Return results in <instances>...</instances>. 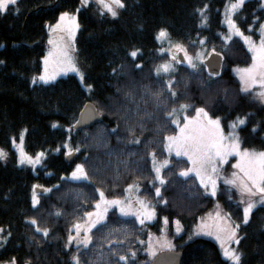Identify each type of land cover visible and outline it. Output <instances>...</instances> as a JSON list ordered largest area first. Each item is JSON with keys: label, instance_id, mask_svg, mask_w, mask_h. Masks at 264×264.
Here are the masks:
<instances>
[{"label": "trees", "instance_id": "1", "mask_svg": "<svg viewBox=\"0 0 264 264\" xmlns=\"http://www.w3.org/2000/svg\"><path fill=\"white\" fill-rule=\"evenodd\" d=\"M123 2L125 7L115 19L99 14L93 4L81 8L80 0H17L0 13V149L8 154L0 160V228L11 233L0 250V264L13 258L16 264H74L73 255L80 264H148L143 242L161 233L165 218L178 220L183 227L175 240V251L183 254L181 264H229L215 242L188 239L216 199L207 196L194 177H181L179 172L189 167L187 161L165 149V137L177 132L168 113L183 104L188 105L189 116L203 108L219 118L226 131L237 117L246 118L237 128L242 146L264 151V103L253 92L243 94L232 74V67H247L251 56L240 39L226 42L223 37V10L229 0ZM197 9L204 10L206 24H201ZM62 12L77 14L75 46L84 82L67 76L33 85L32 79L42 71L48 26L55 25ZM235 19L244 34L260 39L262 0L245 2ZM161 29L188 55L201 47L222 55L221 75L212 78L203 66L195 71L184 64L168 78L157 75L156 67L168 61L160 53L162 41L156 39ZM137 49L133 60L128 53ZM88 103L97 108L101 119L77 130L79 115ZM24 131L27 154H45L35 171L19 166L12 146ZM136 139L139 143L133 142ZM69 149L76 155L71 163L66 161ZM151 153L157 167L169 161L160 171L162 185ZM77 164L83 166L87 179H64ZM33 185L50 189L36 193L35 207ZM130 185L155 208L154 223L140 225L110 210L91 231L86 248H64L73 225L94 210L100 192L107 199H121ZM218 193L224 211L240 225L241 264H264V207L255 209L244 224L242 206L229 198L230 191L222 187ZM33 219L35 225L30 223ZM37 227L48 229V235L37 232Z\"/></svg>", "mask_w": 264, "mask_h": 264}, {"label": "snow or ice", "instance_id": "2", "mask_svg": "<svg viewBox=\"0 0 264 264\" xmlns=\"http://www.w3.org/2000/svg\"><path fill=\"white\" fill-rule=\"evenodd\" d=\"M90 3V0H80L81 7H87ZM95 3L99 7L110 14L112 17L118 15V10L125 7L123 0H95ZM17 4V0H0V13H4L10 9V6ZM245 4V0H229V3L225 6V23L228 25L229 34L224 37L225 41L231 40L232 35L241 37L245 44L248 45V49L252 52V64L248 68L239 69L240 79L242 82V91L248 92L250 89L256 87L257 85L261 89L257 93L259 99L264 102V24H260L259 31L260 41L257 45L253 42L251 36H245L243 32L240 31L237 27L233 16L238 12ZM207 5H205V8ZM264 7V5H262ZM16 11H19L17 8ZM77 12L80 11L79 8L76 9ZM201 15V24L204 25L207 23V16L204 14L203 9H197ZM103 14V13H101ZM49 32H65L69 37V44L63 43V37H60L58 41L53 40L51 37L48 40V44L52 45L53 48L48 52V54L43 58L44 63V73L41 74L38 79L44 83H49L56 79V76L61 72L73 71L78 72V69L72 62V58L69 56V47L71 46V38L74 37L76 29L79 25L76 23V16L70 14L69 12H62L60 14L59 20L55 25H49ZM168 32L165 29H161L156 36V39L159 41H164L168 38ZM201 44L204 41H200ZM177 51L184 52V59L187 60L190 67L195 69L197 64L195 60L202 61L204 53H198L195 58L188 56L186 49H184L182 44L172 45ZM138 49L133 50L128 53V55L135 60L138 54ZM161 52L165 51L163 48L160 49ZM215 51V49H213ZM210 54V53H209ZM218 55V54H217ZM172 60H176V56H172ZM3 63V61H0ZM140 67V65H136ZM172 70L171 63H164L158 65L155 69L157 75L161 72L168 73ZM83 76L81 75V80ZM37 78H33V83H35ZM169 91L171 95H175L171 91V81L168 82ZM91 86L89 85V89ZM188 105H180L181 110L186 109ZM175 109L171 113H168L169 116L174 115ZM185 123L183 127H180L179 121L173 119L171 122L176 124L179 128V133L175 136L165 137V149L171 154L173 151L177 157L184 156L187 157V161L190 163L191 167L181 170L179 175L182 177H187L189 173H194L195 176L199 179L200 184L208 190L210 187L211 194L215 196L216 194V179L214 174L217 173V162L220 164L226 163L227 158L231 155L239 157V160L233 167L239 169V175L237 173L232 174L231 179H225L224 183L232 185L237 188L240 193L241 199L240 204L244 205L243 207V217L242 223L247 224L250 218V215L254 208L257 205H264V151L256 152L249 151L248 149L240 150V141L239 136L236 133V129L239 126H242L246 123V118L237 117V119L230 124L232 131L228 136H224L221 128L219 118L211 119L208 116V113L203 108L196 109V116L191 120L188 117H184ZM79 123V122H78ZM56 127L55 124L52 125ZM256 129L253 128V131ZM115 131V130H113ZM133 142L139 143V140L136 139ZM15 143V141H13ZM23 134L20 136V145L18 150L20 151V164H30L35 166L39 164L42 157L44 156L43 152H39L33 156L27 155L23 151ZM67 147V145H65ZM76 151H79L77 148ZM71 149H69V153ZM7 153L0 149V160H5L7 158ZM153 157V170L156 173V179L160 181V184H164L165 181L160 177L161 168L166 167L169 161L166 159L160 163V166L157 167L155 160V153H151ZM73 179H87V174L84 171L82 165H77L75 171L72 172ZM38 185H33L32 192V204L33 207L38 203L36 196V188ZM132 188V185L129 186V189ZM46 191H50L47 189ZM157 196H160V188L155 189ZM247 197V199H245ZM138 207L134 208L132 201L128 200L127 203L121 200H106L103 192H100V201L95 205V212L85 213V223L80 224L76 223L73 225L76 235L72 236L71 234L68 237V244H71L73 241L76 242L78 246L87 247L91 242V236L89 233L97 225L102 224L108 208L111 206H116L119 208V212L122 216H134L141 224L144 223L145 219H152L155 215L154 209L150 208L149 205L140 199L136 200ZM60 213L58 212L57 215ZM216 223L214 225H202L194 235H208L213 236L216 241L219 243L221 252L227 261H230L231 264H241V253L234 247L233 244H239V238L237 235V229L240 225L230 222L229 219H224L220 216L219 212L216 214ZM223 221V222H222ZM31 224L35 225L36 220H31ZM167 219L165 218V224ZM177 223V232L180 231L179 221ZM37 232L42 231L43 235L46 237L48 235V229L36 228ZM81 231L84 235L81 237ZM4 233V229L0 228V234ZM11 233H8L10 235ZM192 237L189 236V239ZM160 247H166L172 249L173 245L170 241L164 240L159 243ZM149 253L155 255V250L151 244H149ZM135 256V253H132ZM74 264H80L79 257L73 255L72 257ZM120 260H126L125 256H120ZM9 264H15V259L13 258Z\"/></svg>", "mask_w": 264, "mask_h": 264}, {"label": "rangeland", "instance_id": "3", "mask_svg": "<svg viewBox=\"0 0 264 264\" xmlns=\"http://www.w3.org/2000/svg\"><path fill=\"white\" fill-rule=\"evenodd\" d=\"M247 1H249V0H245V2H247ZM228 3H229V2H228ZM228 3H227V4H228ZM89 4H93V5L95 6V8H96V11H97L99 14L103 13V15H107L108 17H110V18H112V19L117 18V17L119 16V14H120V11H121V9H119V10H118V15H117L116 17H112L110 14H108V13H106V12H103V10L99 7V5L95 3V0H90V3H89ZM262 5H264V0H262ZM81 8H86V7H81ZM236 14H237V12H236V13L234 14V16H233V19L235 20V22H236V19H235ZM73 15L76 16V23L78 24L77 14H73ZM223 25H224V27L226 28V33L223 35V37H225V36H227V35L229 34L228 25L225 23V8H224V10H223ZM236 25H237V27H239L238 24H237V22H236ZM78 29H79V27L76 29L74 37L71 38V42H70L71 46L69 47V56L72 58V62H73V64L75 65V67L78 69V72H73V71H70V70H69V71H66V72H61L60 74H58V75L56 76V79H55V80L50 81L49 83H44V82H42V81H39L38 77H39L41 74L44 73V63H43V58H44V57L48 54V52L53 48V46H52V45H49V44H48V41H47L45 56H44V57L42 58V60H41V61H42V71H41L40 75H37V76L35 77V78H37V80H36L35 83H33V85H35V84H51V83L56 82L58 79H61V78L67 77V76H75V77H77L82 83L84 82V77H83V79L81 80V75L83 76L84 73L82 72V69H81V67H80V65H79V62H78V59H77V53H76V46H75V40H76V37H77V34H78ZM239 29H240V28H239ZM240 31H241V29H240ZM241 32H242V31H241ZM48 34H49V38L51 37L53 40H56V41H58V40L60 39V37H63V43H64V44H69V37H68V34L65 33V32H53V33H50V32H49V29H48ZM243 34H244V33H243ZM244 35H245V36H251L253 42H255L257 45L259 44L260 39H256V38L253 37L252 35H247V34H244ZM260 35H261V33H260ZM49 38H48V40H49ZM232 38H238V39H240V41L243 43L244 47L246 48V50L249 52V54H250V56H251V62H250V64H249L247 67H232V74L234 75V77H236V78L238 79V81H239V83H240V87H241L240 89H241V91H242V87H243V85H242V82H241V79H240V73L238 72V70H239V69L248 68V67L251 66V64H252V55H253V54H252V52L249 51V49H248V45L245 44L244 40H243L241 37L236 36V35H232ZM232 38H231V39H232ZM224 40H225V39H224ZM228 41H229V40H228ZM228 41H226V42H228ZM174 44H177V42H174V41L170 40L169 37H168L167 39H165L163 42H161V44H160L161 47L165 50V51H163V52L160 51V53H161L163 56L166 55V56L168 57V61L165 62V63H171V64H172V70H171V71H169L168 73H163V72L160 73V74H161L163 77H165V78H168L169 76H171V75L175 72V70L178 68V66H179L180 64H181V65L183 64V63H181V55H182V54L184 55V52H183V51H177L175 48H173L172 45H174ZM198 53H204V57H203V60H202V61H198V60H195V59H194V62L197 64V67H196L195 69H193L192 67L189 66L187 60H186V63H185L183 66H188V67H190L191 69H193V70H195V71H198V70H200V69H203V67H204V61H205V60L211 55V52H210V50H208L207 48H205V47H201V48L196 52L195 55H193V56L188 55V56L195 58L196 55H197ZM209 53H210V54H209ZM173 55L176 56V60H175V61L172 60V56H173ZM163 64H164V63H163ZM202 66H203V67H202ZM204 69H205V67H204ZM210 77H211V76H210ZM212 78H217V77H212ZM32 82H33V79H32ZM259 91H261V89H260L259 86L257 85L256 87L250 89L248 92H244V91H242V92H243V94H248V93L253 92V93L257 96V93H258ZM257 98L259 99L258 96H257ZM259 100H260V99H259ZM260 101H261V100H260ZM261 102H262V101H261ZM262 103H264V102H262ZM188 109H189L188 107H187L186 109H183V110H181V108H179V109H177V110L175 111L174 115H172V116H170V117L172 118V120H173V119L178 120V121H179V124H180V127H183V126H184V123H185L184 117H188V119L191 120L192 118H194V117L196 116V112H195L192 116H189L188 113H187ZM208 116H209L211 119H216V118H213L211 115H209V113H208ZM219 121H220V120H219ZM173 124H174V123H173ZM174 125H175V127L177 128V132H176V134H175V135H177V134L179 133V128L177 127L176 124H174ZM220 128H221V130H222L224 136H228L229 133L232 131V129H230L229 131H226L225 129H223V126H222L221 121H220ZM25 133H26L25 131L22 132V134H23V145H22V147H23V151L27 154V152H26V147H25ZM236 133H237V135L239 136L237 129H236ZM175 135H174V136H175ZM13 141H15V143H13ZM239 141H240V150L243 151L245 148L242 146V143H241V139H240V137H239ZM19 145H20V138H19L18 140H15V139L12 140V146H13V149L15 150L16 154H17V157H18V163H19V160H20V151L18 150V146H19ZM248 150H249V151L261 152V151H257V150H251V149H248ZM71 153H72V152H71ZM168 153H169V152H168ZM68 154H70V153L68 152ZM169 154H170V153H169ZM27 155H28V154H27ZM170 155L176 156L174 151H173ZM176 157H177V156H176ZM179 158L185 159V160L187 161V157L180 156ZM44 159H45V154H44V156L42 157L40 163H39V164H36L35 166L30 165V164H27V163H25V164H20V163H19V166H20V167H23V168L30 169V170H32V171H35L37 168H39V167L42 166V163H43ZM238 160H239V157H237V156H235V155H231V156H229V157L227 158V162H226V163L220 164L219 162H217V169H218V171H217L216 174H214V178L216 179V183H217V186H216V194H215V196H213V195L211 194L210 187H209L208 190H206V189L200 184L199 179L195 176L194 173H189V175L187 176V177H189V176L194 177V178L197 180V182L199 183V185L204 189L205 194H206L207 196H209V197H212V198H215V199H216V203H215V206L213 207V209H212L210 212H208L207 214H205L204 216H202V217L199 218L197 224H196L195 227L193 228V231H192V232L190 233V235H189V236L192 237L191 239H196V238L209 239V240L215 242V243L218 245L219 249H220L219 243L216 241V239H215L213 236H208V235H204V234L194 235V233H196L197 230H198L202 225H214V224L217 222L215 218H216V214H217L218 212H219V214H220V216H221L222 218H224V219H229V218H230L229 215L224 211L222 204L217 200V195L219 194L218 192H220V190H221L222 187H224V188H226L228 191H230V193H231V196L229 197L230 199H232V200H234L235 202H237V203L240 204L241 196H240V193H239V191L237 190V188L234 187V186H232V185H229V184L224 183L225 179H231V178H232V174H233V173H237L238 175L240 174V173H239V169L233 167V165H235V164L237 163ZM187 163H188L189 167H191V165H190V163H189L188 161H187ZM77 165H81V164H77ZM77 165H75V166L73 167L72 172L75 171ZM189 167H188V168H189ZM72 172H71L68 176H65L64 179H67V180H70V181H74V182H80V181L85 180L84 178H81V179H73V178H72V175H71ZM181 177H182V176H181ZM183 178H186V177H183ZM158 184H159V185H162V184H160V181H159V180H158ZM159 188H160V187H159ZM104 197H105V196H104ZM105 199H106V200H110V199H107L106 197H105ZM137 199H140V200L145 201V202L149 205L150 208L154 209L155 215L153 216V218L150 219V220H149V219H145V220H144V223L141 224V223H140V222H139L134 216H124V217H130V218H133V219H135V220L138 222V224H140V225H148V224H152V223H154V222L156 221V219H157V213H156L155 208L153 207V205H152L149 201H147V200H145L144 198L140 197V196L137 194V191L134 190L133 188L127 190V192H126V194H125V196H124L123 198H121V199H116V200H121V201H124L125 203H127L128 200H131V201H132V204H133V207L136 208V207H138V205L136 204V200H137ZM245 199H247V197H245ZM99 201H100V200H99ZM99 201H98V202H99ZM98 202H97V203H98ZM97 203H96V204H97ZM96 204H95V205H96ZM240 205L242 206V212H243V207H244V205H242V204H240ZM258 207H264V205H259V204H258L257 207L253 209V211H254L255 209H257ZM110 210H117V211L119 212V208H118V207H116V206H111V207L108 208V211H107V213H106V216H107V214H108V212H109ZM95 211H96V208H94V210H93L92 212H95ZM253 211H252V212H253ZM119 213H120V212H119ZM106 216H105V217H106ZM250 217H251V215H250ZM104 219H105V218H104ZM249 219H250V218H249ZM85 220H86V217H84L83 220H82L81 222H79V223H80V224H84V223H85ZM177 221H178V220H174V221L170 222V221L167 219V223L165 224V220H164V221H163V226H162V228H161V233H160L159 235H153V234H151V235L149 236V239L146 240L145 242H143V243L145 244V254H146V258H147L146 261H147L148 264H150L154 259H156L158 256H160V255H162V254L172 253V252L175 251V240H176V238H177L178 236H180V235L183 234V227H182V225H181L180 222H179V228H180V231L177 232V223H176ZM222 222H223V221H222ZM230 222H233V220H232L231 218H230ZM233 223H234V222H233ZM234 224H236V223H234ZM93 229H94V228H93ZM93 229H92V230H93ZM92 230H91V231H92ZM71 235H72V236H75V235H76V231H75L74 228L72 229V233H71ZM83 235H84V233H83V231H81V237H83ZM89 235L91 236V232L89 233ZM237 235H238V238H239V237H240L239 228L237 229ZM68 237H69V236H68ZM165 239L171 242V244L173 245V248H172V249H168V248H166V247H160V246H159V243H160V242H163ZM188 239H189V237H188ZM5 241H6V235H5V230H4V233L0 234V250H1L2 247L4 246ZM67 243H68V238L66 239V241H65V243H64V248H65V249H68V248L71 247V246H74V247H80V246H78V245L76 244L75 241H73L71 244H68V246L66 247L65 245H66ZM149 244H151V245L153 246V248H154V250H155V255H151V254L149 253V250H148V249H149ZM81 246H82V245H81ZM232 247L236 248V249L240 252V250H239V244H233ZM220 252H221V249H220ZM240 253H241V252H240ZM221 254H222V252H221ZM222 257H223V259H225V257L223 256V254H222ZM225 260H226V259H225ZM226 261H227V260H226ZM241 261H242V254H241ZM227 262H228L229 264H231L230 261H227ZM5 264H9V262H8V263H5ZM15 264H16V263H15Z\"/></svg>", "mask_w": 264, "mask_h": 264}, {"label": "water", "instance_id": "4", "mask_svg": "<svg viewBox=\"0 0 264 264\" xmlns=\"http://www.w3.org/2000/svg\"><path fill=\"white\" fill-rule=\"evenodd\" d=\"M181 62L183 64L186 63L185 59L181 57ZM224 58L220 54H211L205 61L204 66L207 70V73L211 77H219L222 71ZM101 119L100 114L97 110V108L91 104L88 103L82 112L79 115L78 121L76 123L75 128L77 130L85 129L88 127H91L95 123L99 122ZM79 122V123H78ZM75 154H69L66 156L67 163H71L72 160L75 159ZM37 194H44L45 189H36L35 190ZM183 254L181 252H172L167 254H162L158 256L152 264H181Z\"/></svg>", "mask_w": 264, "mask_h": 264}, {"label": "bare ground", "instance_id": "5", "mask_svg": "<svg viewBox=\"0 0 264 264\" xmlns=\"http://www.w3.org/2000/svg\"><path fill=\"white\" fill-rule=\"evenodd\" d=\"M5 230V229H4ZM5 235H6V239L8 238V234H7V232H6V230H5Z\"/></svg>", "mask_w": 264, "mask_h": 264}]
</instances>
